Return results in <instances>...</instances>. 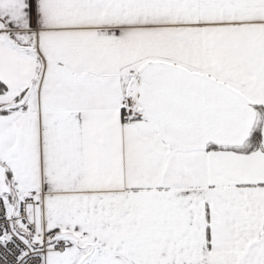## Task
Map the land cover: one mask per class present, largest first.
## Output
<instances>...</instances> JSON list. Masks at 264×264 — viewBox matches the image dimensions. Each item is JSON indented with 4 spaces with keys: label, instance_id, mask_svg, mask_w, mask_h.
I'll return each mask as SVG.
<instances>
[{
    "label": "snow or ice",
    "instance_id": "6c2138e0",
    "mask_svg": "<svg viewBox=\"0 0 264 264\" xmlns=\"http://www.w3.org/2000/svg\"><path fill=\"white\" fill-rule=\"evenodd\" d=\"M0 264H264V0H0Z\"/></svg>",
    "mask_w": 264,
    "mask_h": 264
}]
</instances>
